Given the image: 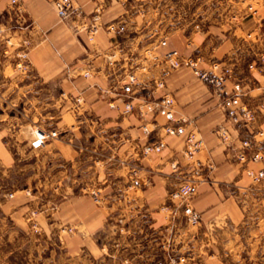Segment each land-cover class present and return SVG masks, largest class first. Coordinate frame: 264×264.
Returning <instances> with one entry per match:
<instances>
[{
	"label": "crops",
	"instance_id": "obj_1",
	"mask_svg": "<svg viewBox=\"0 0 264 264\" xmlns=\"http://www.w3.org/2000/svg\"><path fill=\"white\" fill-rule=\"evenodd\" d=\"M71 2L75 13L60 20L51 0H20L24 17L0 0V170L34 155L42 170L31 166L39 178L30 185L55 192L58 148L61 220L76 229L59 236L67 263L264 264V181L247 173L264 169V23L257 12L148 43L135 0ZM24 47L26 72L17 66ZM167 50L196 59L200 69L216 63L217 73L227 70L222 95L186 65L168 70ZM166 95L174 99L173 118L188 121L180 135L165 133ZM57 99L90 128L81 129L79 150L66 137L34 149L18 134L38 115L40 126L54 127ZM242 107L252 120L227 116ZM190 132L202 144L189 157ZM185 181L197 186L196 226L168 197ZM23 191L22 212L39 202Z\"/></svg>",
	"mask_w": 264,
	"mask_h": 264
},
{
	"label": "rangeland",
	"instance_id": "obj_2",
	"mask_svg": "<svg viewBox=\"0 0 264 264\" xmlns=\"http://www.w3.org/2000/svg\"><path fill=\"white\" fill-rule=\"evenodd\" d=\"M135 2L138 4L139 14L144 24L141 34L145 35L148 43L164 41L175 32L190 34L208 25L235 21L253 12H257L256 17L264 23V0H135ZM24 48L25 50L21 53L25 55L24 62H19L23 63V68L19 69L26 72L28 71L25 62L28 58V47ZM172 51L175 50H167L163 53L166 61L167 54ZM174 56H178L177 53ZM186 59L193 58L180 60ZM175 68L177 67H172L168 62V70ZM61 103L62 100L57 99L54 127L40 126L41 115H38L37 119L34 118L35 123L32 126L27 124L24 127H18V134L30 139L31 145L33 131L36 128L45 132L55 131L56 134L50 136L44 145L52 140H64L66 137L67 141L71 140L74 148L79 150L81 129L83 134H90V128L79 125L78 111H65ZM75 103L78 102L75 101ZM10 129L16 130L15 123L10 124ZM159 144L154 145L152 150L158 151L161 145L158 149L156 146ZM82 145L86 147V143ZM83 151L88 152L86 149ZM25 153L30 155V150H24ZM58 153L57 148L55 160L57 190L55 192L38 190L34 185H30L39 178L32 175L31 166L35 165V170L39 166L42 170L41 163L39 165L36 163L34 155L28 159L23 157L17 162V166L8 170H0V264H68L59 236L63 238L66 233H72L76 229L61 220L62 207L60 206L65 195L62 176L64 160ZM45 176L46 174L40 178L43 179ZM24 189H28L30 195H36L39 202L33 203L28 210L22 212L21 196L25 193ZM168 197L170 198V193ZM170 200L176 199L170 198ZM18 215L21 218H18ZM38 216L44 218V221H39ZM185 222L188 223L186 219ZM91 260L94 261V258Z\"/></svg>",
	"mask_w": 264,
	"mask_h": 264
},
{
	"label": "built area",
	"instance_id": "obj_3",
	"mask_svg": "<svg viewBox=\"0 0 264 264\" xmlns=\"http://www.w3.org/2000/svg\"><path fill=\"white\" fill-rule=\"evenodd\" d=\"M53 7L56 11V14L60 20H66L69 18V16L73 13H75V9L72 6L71 0H51ZM10 5L16 9V12L19 14V16L24 17L23 10L20 8V0H9ZM4 30L0 25V36L3 34ZM95 32V27L92 26L89 29L90 35H93ZM176 55L175 51L169 52L167 54V61L170 63L172 67H178L182 64H185L189 66L195 76L199 78L201 81H203L205 84L209 85L217 96H221L223 93L224 84L227 78V70H223L220 73H217V64H213V68L211 70H205L200 69L197 67V61L196 59H186V60H180ZM21 57H25L24 54L21 55ZM19 68H23V63H18L17 65ZM130 81H134V77H130ZM161 84V83H160ZM174 104V99L166 95L164 96L160 101V111L164 114L167 124L164 127L166 134L171 135H180L185 130L184 124L185 122H188L187 120L180 118V119H174L172 116V107ZM225 105V104H223ZM126 111H130L132 109V105L128 102L125 105ZM227 116L233 120V121H239V118L242 120H252L254 118V113L249 108H239V110L234 109H227ZM56 134L55 131L45 132L43 130H40L39 128H36L33 131V139L31 141V146L33 148H39L44 145L45 141L50 137L54 136ZM202 142L200 138H197L196 135L193 132H190L186 139V154L190 157L191 154L196 151L200 146ZM161 144L156 146V149L160 147ZM249 145V142L247 140L243 141V146L247 147ZM240 159H246L245 152L239 154ZM255 159V158H253ZM175 166V165H173ZM248 175L252 178L253 181H264V169H260L257 171L254 170H247ZM197 191V186L195 183L191 181H185L181 185H179L177 188H175L173 191L170 192V198L176 199L180 201L182 206V213L186 221L196 226L201 221V215L200 213L195 210L192 205L191 201L193 197L195 196ZM72 231V229H70Z\"/></svg>",
	"mask_w": 264,
	"mask_h": 264
}]
</instances>
